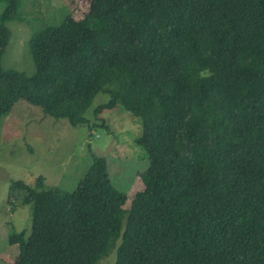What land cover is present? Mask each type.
Returning a JSON list of instances; mask_svg holds the SVG:
<instances>
[{"label":"trees","instance_id":"1","mask_svg":"<svg viewBox=\"0 0 264 264\" xmlns=\"http://www.w3.org/2000/svg\"><path fill=\"white\" fill-rule=\"evenodd\" d=\"M20 6L0 16V119L23 102L80 126L104 93L95 114L135 117L148 164L129 203L96 155L71 192L13 183L33 212L12 264H264V0H91L30 36L32 76L2 67Z\"/></svg>","mask_w":264,"mask_h":264},{"label":"rangeland","instance_id":"2","mask_svg":"<svg viewBox=\"0 0 264 264\" xmlns=\"http://www.w3.org/2000/svg\"><path fill=\"white\" fill-rule=\"evenodd\" d=\"M91 0H21L19 21L5 24L10 38L2 67L32 76L35 68L30 36L45 26H58L69 16L83 18ZM7 0H0V16ZM110 97L99 93L86 110L85 123L71 126L66 120L44 116L40 109L19 102L0 119V264H12L15 246L10 233L30 231L33 205H21L22 192L11 185L23 182L33 188L37 177L47 187L71 192L91 165V155L107 162L111 183L127 195L143 191L140 178L148 164L145 150L134 141L141 134L138 120L120 108L95 114ZM115 253L99 264H114Z\"/></svg>","mask_w":264,"mask_h":264},{"label":"clouds","instance_id":"3","mask_svg":"<svg viewBox=\"0 0 264 264\" xmlns=\"http://www.w3.org/2000/svg\"><path fill=\"white\" fill-rule=\"evenodd\" d=\"M213 73L210 71V70H208V69H205V70H203L202 72H201V77H203V78H210L211 77V75H212ZM38 178V177H37ZM36 178V179H37ZM43 178V177H42ZM36 179H35V182H34V186H35V183H36ZM44 179V178H43ZM23 183V182H22ZM24 184V183H23ZM45 184V183H44ZM25 185V184H24ZM26 186V185H25ZM26 187H28V186H26ZM30 188V187H29ZM34 188V187H33ZM22 194H23V192H22ZM30 204H32L33 205V203H30ZM21 205H24V204H22V200H21ZM27 205V204H26ZM13 246H15V245H13ZM13 256L14 255H12V260H13Z\"/></svg>","mask_w":264,"mask_h":264}]
</instances>
